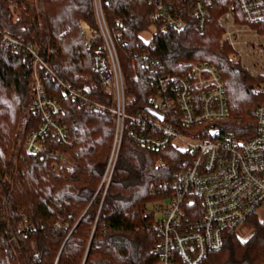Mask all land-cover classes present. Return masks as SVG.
<instances>
[{
    "label": "trees",
    "instance_id": "trees-1",
    "mask_svg": "<svg viewBox=\"0 0 264 264\" xmlns=\"http://www.w3.org/2000/svg\"><path fill=\"white\" fill-rule=\"evenodd\" d=\"M64 1L70 15L97 23L94 0ZM100 1L108 28L114 29L118 21L124 25L115 44L129 113L152 112L147 103L154 94L152 75L139 63H131L129 53L154 46L153 53L163 60L168 71L175 70L179 59L207 62L217 68L223 79L229 118L184 128V135L211 137L213 125L235 134L241 142L256 133V110L264 104V89L256 92L254 88L264 81V75L243 68L231 58L230 46L221 48L218 42V18L229 7L237 21H243L237 0H214L203 32L197 29L192 16L196 0H171L185 13L187 25L183 30L167 32L158 31L150 18L152 6L146 0ZM13 7L0 0V29L36 45L47 58L50 28L46 3L15 0ZM145 32L151 33L148 41L142 36ZM210 33L214 38L207 40ZM98 52H104L102 37L92 44L89 55L95 59ZM73 68L85 72L79 49L74 51ZM56 71L79 85L80 79L65 75L61 67L57 66ZM56 90L51 94L63 105L66 98ZM102 91L98 90L96 98L109 104L110 95L102 98ZM31 95L32 67L28 57L0 42V142L7 143L0 145V264H155L158 239L152 236L151 228L156 215L148 205L163 199L160 184L170 181L176 171L188 165L191 156L174 143L154 150L125 136L107 184L103 178L114 137V121L107 115H102L108 123L99 124L98 136L78 138L72 134L74 140L69 146L51 137L43 153L21 156L19 141L36 125L31 117ZM68 110L80 123L90 115L77 105H70ZM11 117H16L13 119L24 133L5 139L2 131ZM57 117L65 121L63 114ZM58 151L70 156L72 169L52 170V158ZM182 207L183 222L202 214L200 200L191 195ZM244 225L250 227L245 238L237 232L224 233L221 248L208 252L199 264H264V220L252 214Z\"/></svg>",
    "mask_w": 264,
    "mask_h": 264
},
{
    "label": "built area",
    "instance_id": "built-area-1",
    "mask_svg": "<svg viewBox=\"0 0 264 264\" xmlns=\"http://www.w3.org/2000/svg\"><path fill=\"white\" fill-rule=\"evenodd\" d=\"M12 8L15 0H5ZM152 6L151 20L159 32L183 30L185 13L171 0H146ZM48 9L49 43L46 56L31 42H24L0 29V42L6 48L20 52L32 67L31 117L35 127L22 140L21 156L43 153L51 137L61 145H71L74 138L100 135V125L108 123L102 115L114 121V137L109 163L103 181H110L123 137L149 149L160 150L169 143L187 152L190 162L176 171L173 178L161 183L163 199L151 203V212L161 214L151 228L158 239L154 252L155 264H199L210 251L223 244V234L236 232L248 217L257 214L264 220V104L256 110V133L244 142L235 134L213 125L211 137L184 135V128L217 123L229 118L230 110L223 79L217 68L207 62L179 59L174 71H168L163 60L153 53L154 46L142 52L129 53L131 63H139L152 75L153 95L147 99L149 109L163 118L149 114L128 112V95L115 39L124 25L116 22L109 29L101 1L94 0L97 23L90 24L81 17L70 15L63 0H44ZM242 22L237 21L232 7L218 18L221 27L219 46L232 49L231 58L255 75H264V0H237ZM214 0H196L192 16L197 29L203 32L211 14ZM117 29V30H116ZM103 38L104 52L92 59V44ZM79 49L85 68L79 73L73 68L74 51ZM80 79L75 86L56 71ZM58 89L66 98L62 105L51 94ZM110 95V103L96 98ZM264 81L254 90L261 92ZM83 107L90 113L84 123L69 114V106ZM63 114L65 121H60ZM73 134V135H72ZM52 170L72 169L70 156L54 153ZM200 200V217L183 222V203L188 196Z\"/></svg>",
    "mask_w": 264,
    "mask_h": 264
},
{
    "label": "rangeland",
    "instance_id": "rangeland-1",
    "mask_svg": "<svg viewBox=\"0 0 264 264\" xmlns=\"http://www.w3.org/2000/svg\"><path fill=\"white\" fill-rule=\"evenodd\" d=\"M264 27V23H261V24H255V25H252V29L253 30H257V29H259L260 27ZM152 30V29H151ZM153 31V30H152ZM216 30H213V32H215ZM150 32H145V33H143V38L145 39V40H149L150 39ZM215 34V33H214ZM214 38V36L213 35H211V33H210V35H208L207 36V40H211V39H213ZM252 73H253V71H251ZM57 90L56 89H53V92H56ZM8 92L10 93V94H12V91L9 89L8 90ZM13 118H16V117H11L9 120H8V127H9V129H8V127H6L5 129H3V131H2V136L5 138V139H7V138H9V139H13L14 138V136H15V134L17 133V134H19V137H21V135H23V133H24V128L23 127H21L20 126V123L18 122V123H16L15 122V120L13 119ZM18 120V119H17ZM9 130V131H8ZM21 130V131H20ZM8 132H10V134L8 133ZM77 133H78V135H80V136H84V135H86V133H82V134H80L79 133V131L77 130L76 131ZM9 134V135H8ZM86 137H90V136H86ZM1 144H3V145H7V143L6 142H0V145ZM2 148V147H1ZM3 157H0V165H2V162H3ZM162 215L161 214H156V217H161ZM237 233H238V235L239 236H241V237H243V238H245L248 234H249V232H250V227L248 226V225H244V226H242V227H240L237 231H236Z\"/></svg>",
    "mask_w": 264,
    "mask_h": 264
},
{
    "label": "water",
    "instance_id": "water-1",
    "mask_svg": "<svg viewBox=\"0 0 264 264\" xmlns=\"http://www.w3.org/2000/svg\"><path fill=\"white\" fill-rule=\"evenodd\" d=\"M152 114L155 115V116H157V117H159L160 119L163 118L161 115L159 116L158 114H156V113H154V112H152Z\"/></svg>",
    "mask_w": 264,
    "mask_h": 264
},
{
    "label": "crops",
    "instance_id": "crops-1",
    "mask_svg": "<svg viewBox=\"0 0 264 264\" xmlns=\"http://www.w3.org/2000/svg\"><path fill=\"white\" fill-rule=\"evenodd\" d=\"M64 1V0H63ZM65 2V1H64ZM66 3V2H65ZM102 7V6H101ZM102 11H103V9H102ZM80 137H86V135H84V136H78V138H80Z\"/></svg>",
    "mask_w": 264,
    "mask_h": 264
}]
</instances>
